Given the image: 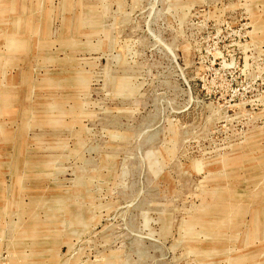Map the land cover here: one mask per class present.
<instances>
[{
	"label": "rangeland",
	"instance_id": "rangeland-1",
	"mask_svg": "<svg viewBox=\"0 0 264 264\" xmlns=\"http://www.w3.org/2000/svg\"><path fill=\"white\" fill-rule=\"evenodd\" d=\"M0 264H264V0H0Z\"/></svg>",
	"mask_w": 264,
	"mask_h": 264
}]
</instances>
